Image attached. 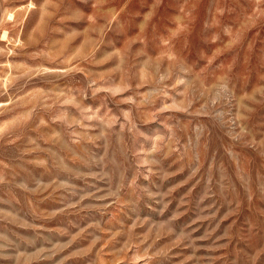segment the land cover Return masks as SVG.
Masks as SVG:
<instances>
[{"label":"rangeland","instance_id":"1","mask_svg":"<svg viewBox=\"0 0 264 264\" xmlns=\"http://www.w3.org/2000/svg\"><path fill=\"white\" fill-rule=\"evenodd\" d=\"M0 264H264V0H0Z\"/></svg>","mask_w":264,"mask_h":264}]
</instances>
